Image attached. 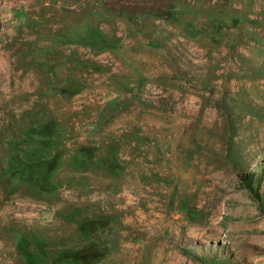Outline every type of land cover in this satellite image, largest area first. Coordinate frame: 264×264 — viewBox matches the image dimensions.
<instances>
[{"label": "rangeland", "instance_id": "rangeland-1", "mask_svg": "<svg viewBox=\"0 0 264 264\" xmlns=\"http://www.w3.org/2000/svg\"><path fill=\"white\" fill-rule=\"evenodd\" d=\"M249 176L264 0H0V264H264Z\"/></svg>", "mask_w": 264, "mask_h": 264}, {"label": "trees", "instance_id": "trees-1", "mask_svg": "<svg viewBox=\"0 0 264 264\" xmlns=\"http://www.w3.org/2000/svg\"><path fill=\"white\" fill-rule=\"evenodd\" d=\"M17 159H18V158H17ZM12 160H13V162H14V160H15V157H14V156L12 157ZM16 162H17L16 167H17V168H21L20 170H23L24 168L27 169V168L23 165V162H22V163H19L20 161H18V160H17ZM43 166H44V165H43ZM49 170H50V169H48V171H49ZM25 179H26L27 181L31 182V183H37L38 176L34 177V176L28 174V175L25 177ZM245 181H246V183H247L249 189L251 190L252 194L254 195V197L260 202L261 210L264 212V196H262V195L260 194V192L258 191V189L256 190L257 187L254 186V184H253V177H252V176H251V177L249 176V177L245 178ZM216 264H224V262H223V261H220V262L217 261Z\"/></svg>", "mask_w": 264, "mask_h": 264}, {"label": "bare ground", "instance_id": "bare-ground-1", "mask_svg": "<svg viewBox=\"0 0 264 264\" xmlns=\"http://www.w3.org/2000/svg\"><path fill=\"white\" fill-rule=\"evenodd\" d=\"M151 190H152V189H151ZM158 208H159V207H158ZM156 216L158 217V215H156ZM128 247H129L130 250H132V248H133L134 250L137 249L136 246L134 247V245H132V244H129ZM128 247H126V248H128ZM167 264H169V263H167Z\"/></svg>", "mask_w": 264, "mask_h": 264}]
</instances>
